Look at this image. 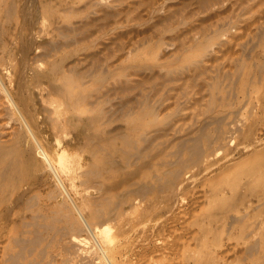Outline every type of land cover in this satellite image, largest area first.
I'll list each match as a JSON object with an SVG mask.
<instances>
[{
    "label": "rangeland",
    "instance_id": "1",
    "mask_svg": "<svg viewBox=\"0 0 264 264\" xmlns=\"http://www.w3.org/2000/svg\"><path fill=\"white\" fill-rule=\"evenodd\" d=\"M13 1L0 264H264V0ZM147 165L170 183L138 189ZM101 187L122 199L111 229L86 203Z\"/></svg>",
    "mask_w": 264,
    "mask_h": 264
},
{
    "label": "bare ground",
    "instance_id": "2",
    "mask_svg": "<svg viewBox=\"0 0 264 264\" xmlns=\"http://www.w3.org/2000/svg\"><path fill=\"white\" fill-rule=\"evenodd\" d=\"M1 1L3 3V7H1L2 9L4 8L5 11H7V12H15L16 11L17 6H16L15 1H13V0H11V1L10 0H1ZM56 90H57L58 94L60 96H62L66 101H68L70 99L74 100V98L76 97V93L74 91H72L71 89H69L65 80H63L62 84L59 85V87ZM15 97L16 96L14 95L12 97V99H13V101L16 102ZM204 134L205 133H203V135ZM206 136H208L207 132H206ZM204 141H206L205 138H200L197 141L190 142L189 145H187L184 148V150L182 151L181 157L183 156V154L193 155L196 152H198L197 149H198L199 145H201L200 143L201 142L203 143ZM16 147H17V145L14 147V149ZM5 149H7V147H4V146L0 147V152L2 153V155H3V151H5ZM40 152H41V156L45 160H47L50 163V165H53V160H55L56 164L58 165V167L61 170H63V168L65 169L67 167V165L65 164V161L61 160L57 155H56L57 157H54L47 150H43ZM185 160L186 159H184L183 162L180 161L181 167L183 166V164H185ZM19 161L20 160L18 158L14 160L13 168H14V165L17 167L19 166ZM166 168H167V166H163V167H160L158 169L152 165L145 166L144 170L142 171L141 175L138 178L137 185H136L137 188L138 189L145 188L149 184V181L151 179H153L154 177H157V175L160 178V180L158 181L159 184L164 185V184L170 183L171 180L169 178H165L163 176V173H164ZM67 169H69V168H67ZM13 172L14 171L11 170L10 167H9V169L6 168L5 171L0 172V180H5L7 183H10V184L13 183V185H15L16 183H15ZM94 172H95V170L91 169L88 171V174L91 175ZM99 190L102 193L99 196L93 198L92 200L86 201V203H89L92 206L91 217L98 222L97 227L104 228V229H111L109 222L111 220L119 218V215L122 211V208H121L122 199H121V196L120 197L116 196V193L111 188L107 189L106 187H101ZM70 227L73 230H77L79 228V225L72 223L70 225ZM99 240L101 242H107V240H109L108 233L107 234L102 233L99 237Z\"/></svg>",
    "mask_w": 264,
    "mask_h": 264
}]
</instances>
